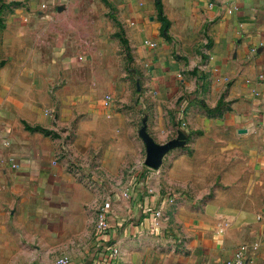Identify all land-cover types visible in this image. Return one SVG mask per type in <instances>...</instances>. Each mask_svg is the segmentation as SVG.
Masks as SVG:
<instances>
[{
	"label": "crops",
	"instance_id": "obj_1",
	"mask_svg": "<svg viewBox=\"0 0 264 264\" xmlns=\"http://www.w3.org/2000/svg\"><path fill=\"white\" fill-rule=\"evenodd\" d=\"M72 1L30 0L29 13L53 18L35 10L56 2V14H64ZM108 1L141 77L159 98L179 99L196 134L192 154L172 157L168 182L149 178L109 191L108 228L94 233L102 189L79 183L48 151L20 153L41 143L28 142L21 119L45 127L50 119L45 103L31 101L33 86L7 79L0 118L13 108L18 122L0 130L20 169L0 171V249L20 252L18 232L2 238L10 213L12 226L40 244L35 252L68 255L71 264H224L240 246L248 249L246 264H264V0H160V10L155 0ZM75 130L78 145L89 147L101 126L79 120ZM190 183L206 193L204 202L173 191Z\"/></svg>",
	"mask_w": 264,
	"mask_h": 264
},
{
	"label": "rangeland",
	"instance_id": "obj_2",
	"mask_svg": "<svg viewBox=\"0 0 264 264\" xmlns=\"http://www.w3.org/2000/svg\"><path fill=\"white\" fill-rule=\"evenodd\" d=\"M32 8L30 0H0V85L21 77L27 88L33 86L31 101L46 104L47 127L21 119L28 142L35 137L36 145L41 143L32 150L24 147L20 153L48 151L54 155V163L79 183L102 189L95 233L99 210L109 191L125 184L135 187L149 178L168 182L165 175L172 167V157L192 154L191 141L196 134L189 128L186 112L177 110L179 99L159 98L147 85L149 81L141 77L127 35L108 0H73L65 4L64 14H56V2L46 8L41 4L35 10L51 11L53 18L43 17L45 13L34 16L29 13ZM29 76L36 78L28 81ZM41 77H53L52 83ZM16 120L17 113L10 108L0 118V125L15 128ZM79 120H96L101 126L90 148L78 145L75 126ZM6 136L0 130V171H17L20 168L13 166L17 161ZM174 140L183 143H172ZM152 147H159L153 150L158 152L156 166L146 163ZM173 191L178 198L199 204L206 200V193H197L191 183ZM8 214L2 238L12 235V230L18 232L20 252L11 255L0 249V264H54L58 256L43 257L35 252L40 244L29 241L21 227L12 226L13 216Z\"/></svg>",
	"mask_w": 264,
	"mask_h": 264
},
{
	"label": "built area",
	"instance_id": "obj_3",
	"mask_svg": "<svg viewBox=\"0 0 264 264\" xmlns=\"http://www.w3.org/2000/svg\"><path fill=\"white\" fill-rule=\"evenodd\" d=\"M150 46H154L155 43L148 42ZM181 118V117H180ZM13 166L18 167L17 163H13ZM127 196L126 193H124ZM110 207V202L107 200L104 205L102 206L100 213H99V221L97 224V232H103L107 230L108 223H107V209ZM154 216H159L160 211H155ZM117 253V248H112V254L115 255ZM248 256V249L246 246H240L235 249L231 258L227 259L224 264H246V258ZM54 264H71L70 258L68 255L62 254L58 256L54 260Z\"/></svg>",
	"mask_w": 264,
	"mask_h": 264
},
{
	"label": "water",
	"instance_id": "obj_4",
	"mask_svg": "<svg viewBox=\"0 0 264 264\" xmlns=\"http://www.w3.org/2000/svg\"><path fill=\"white\" fill-rule=\"evenodd\" d=\"M181 135V133H179V136ZM182 136V135H181ZM172 143H176V144H182L183 142L182 141H177V140H174ZM150 144V143H149ZM151 146H153V143L151 142ZM157 149V150H156ZM153 150L155 151H158L159 150V147H154V149H153V147H152V149H151V153L152 154H150V156H147V160H146V163L148 164V165H151V166H156L157 165V154H158V152H155V153H153Z\"/></svg>",
	"mask_w": 264,
	"mask_h": 264
},
{
	"label": "trees",
	"instance_id": "obj_5",
	"mask_svg": "<svg viewBox=\"0 0 264 264\" xmlns=\"http://www.w3.org/2000/svg\"><path fill=\"white\" fill-rule=\"evenodd\" d=\"M156 1V6L158 7V9L160 10V0H155ZM160 14V13H159ZM159 17H160V19L161 20H163L164 22H165V20H164V17L163 16H161V15H159ZM167 24H165V26H166ZM222 105V103L220 102L219 103V105L217 106V108H215V110H214V112H216V113H218V114H220V106ZM213 112V113H214ZM212 113V114H213ZM211 115V114H210Z\"/></svg>",
	"mask_w": 264,
	"mask_h": 264
}]
</instances>
